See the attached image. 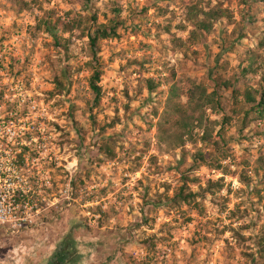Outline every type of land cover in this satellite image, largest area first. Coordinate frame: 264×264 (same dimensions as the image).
Segmentation results:
<instances>
[{
    "label": "rangeland",
    "instance_id": "374dc122",
    "mask_svg": "<svg viewBox=\"0 0 264 264\" xmlns=\"http://www.w3.org/2000/svg\"><path fill=\"white\" fill-rule=\"evenodd\" d=\"M263 74L262 0H0V117L26 132L28 202L0 264H46L68 237L80 264H264V119L244 96ZM199 85L222 106L188 132L174 105Z\"/></svg>",
    "mask_w": 264,
    "mask_h": 264
},
{
    "label": "trees",
    "instance_id": "16d2710c",
    "mask_svg": "<svg viewBox=\"0 0 264 264\" xmlns=\"http://www.w3.org/2000/svg\"><path fill=\"white\" fill-rule=\"evenodd\" d=\"M206 26L207 25L203 23L199 25L200 28L207 30ZM48 30L50 31L52 36H54L56 42L59 43L56 30L51 29V27H49ZM116 35L117 25L98 27L93 34H90V47L93 51V58L95 60H98V41L100 39L112 38ZM251 66L252 64H250V67ZM100 80L101 71L95 68L90 80V86L94 94L96 95V104L100 100L102 95V87L101 85H99ZM224 85H228L227 87H233V85L229 81L225 82ZM198 88H200L198 95H195L194 92L189 93L187 107H184L183 103H175L174 105L175 112L180 116L178 127L182 130L186 129L188 132H190L188 127H192L193 125V123H191L190 121L201 120V116H195L196 113H203L206 108H216L222 106L217 96V91L213 90L211 92H207L206 89L201 85H199ZM171 94L174 98L179 97V93L176 87L171 88ZM244 96L245 102L251 104L250 109L247 110L246 113H255V116L258 119H264V85L260 87V89L256 90L255 93H253L250 89H247L244 93ZM180 140L181 142H184V137H180ZM197 155L199 156V158L204 160V156L202 153H198ZM193 197L194 193L187 192L185 191L184 187H182L180 191L174 196L173 200L177 203L187 202ZM76 248V241L73 238L68 237L67 239L59 243L57 249L51 255L46 264H80V257L82 254Z\"/></svg>",
    "mask_w": 264,
    "mask_h": 264
},
{
    "label": "built area",
    "instance_id": "2783aa9c",
    "mask_svg": "<svg viewBox=\"0 0 264 264\" xmlns=\"http://www.w3.org/2000/svg\"><path fill=\"white\" fill-rule=\"evenodd\" d=\"M23 130L0 117V228L9 233L28 226L27 179L22 172L27 163L23 154L27 143Z\"/></svg>",
    "mask_w": 264,
    "mask_h": 264
}]
</instances>
